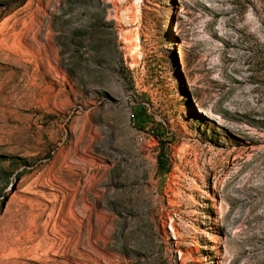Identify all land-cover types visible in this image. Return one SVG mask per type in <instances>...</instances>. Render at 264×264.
Wrapping results in <instances>:
<instances>
[{
    "label": "rangeland",
    "instance_id": "374dc122",
    "mask_svg": "<svg viewBox=\"0 0 264 264\" xmlns=\"http://www.w3.org/2000/svg\"><path fill=\"white\" fill-rule=\"evenodd\" d=\"M0 264H264V0H0Z\"/></svg>",
    "mask_w": 264,
    "mask_h": 264
},
{
    "label": "bare ground",
    "instance_id": "6f19581e",
    "mask_svg": "<svg viewBox=\"0 0 264 264\" xmlns=\"http://www.w3.org/2000/svg\"><path fill=\"white\" fill-rule=\"evenodd\" d=\"M199 110H200V112L205 113L204 110H203V108L201 106L199 107Z\"/></svg>",
    "mask_w": 264,
    "mask_h": 264
}]
</instances>
